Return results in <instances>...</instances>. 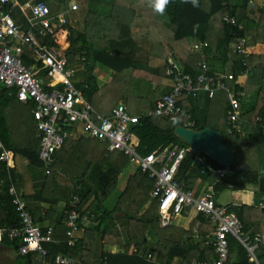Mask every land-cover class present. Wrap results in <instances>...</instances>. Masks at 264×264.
<instances>
[{
    "label": "trees",
    "instance_id": "1",
    "mask_svg": "<svg viewBox=\"0 0 264 264\" xmlns=\"http://www.w3.org/2000/svg\"><path fill=\"white\" fill-rule=\"evenodd\" d=\"M37 1H43L48 4L51 14H57L62 9V5L52 0ZM251 1H230V7L236 17L237 25H228L222 20L223 10L220 0H167V3L163 5L162 12L156 11L153 7L157 0H141L142 8L148 9L159 21L166 20L177 26L174 33H170L164 27L160 28L165 37L163 51L165 55L153 58L149 56L148 58V63L156 68L157 73L155 76L163 77L166 75V53L171 51L182 64L184 71L192 77L198 75L201 69L200 64L205 62L211 74L216 73L218 67H221L220 70L222 72L233 71L235 79L228 82V85L234 86L237 90L252 89L251 85L257 87L254 103L249 107L242 108L244 125L241 132L230 131L227 125L226 112L228 104L225 91H222L223 94L220 99H222L223 105L219 108L216 101L217 95H215L217 92L213 96H209L206 93L208 98L206 104L210 109L204 112H201L199 105H196V94H184L179 99V102L190 110L192 118L195 120V129L212 127L219 130L224 144L232 151L236 147L254 144L264 145V63L257 64L260 58L259 55L249 53L246 64H243V55L236 52V38L238 36L249 37L251 45L264 44V12L258 5L252 4ZM90 19L89 12H86L80 18L83 31L77 35L74 34V28L68 23L65 26L69 31L70 47L67 51L69 62L78 61L77 59L82 56L86 59L85 69L83 70L86 76L83 82L78 84V87L91 100L98 91L96 78L91 74V71L98 62L119 72H125L128 68H131L133 61L130 58L112 53L109 43L97 39L94 23ZM239 25L242 26L241 29L238 27ZM131 30L129 24L116 27L112 38L115 39L117 35L132 37ZM205 41L208 42L207 47L193 49L194 44ZM94 42H100L101 44L96 45ZM50 43L54 44L53 41H50ZM100 47L103 48V51L96 52V49ZM92 53H95L93 67L90 66V55ZM248 67L252 72L248 74L246 81H242V73ZM84 85H87V87H84ZM213 103H215L214 105L217 108H211ZM26 111L29 116L27 119H23ZM133 114L140 115V119L133 128L130 144L139 153L144 155L153 150H162L170 144H178L186 148L185 159L176 174V178L184 182L186 189H189L188 181L192 178V173L197 172L204 178L209 179L215 200L223 190L227 188L243 190L249 183L258 185L256 192L258 195L255 196L256 202H259L264 197V176L259 171L246 169L236 157L228 166L219 164L203 151L196 153L187 142L177 136L174 130L176 126L182 124V118L146 116L140 112ZM201 116L204 119L202 121L200 120ZM215 117L218 118L217 120L222 119L223 124H212L208 120L216 119ZM257 117H261L262 120L257 122ZM10 121H12V124ZM24 123L27 125L24 131L26 134H23L22 130ZM251 129H253V132L250 134L248 132ZM0 139L12 152V157L15 154H20L31 165L44 168L45 181L40 194L41 196L42 194L49 196L52 199L47 197H42V199L46 200V202L47 200L57 201L58 197L64 200L63 214L52 225L54 228V242L44 244L48 249L46 258L51 261V264H54L53 258L58 253L80 256L81 262L74 264H95L98 261L96 254L98 237L100 235L103 236V246L105 247L107 235L113 233L118 224L126 230L125 241L119 238V250L107 251L104 248L101 257L102 264H170L177 256L186 263L192 257L198 260L213 258V247L206 244L203 238H199L198 241L189 240L186 243L181 241L183 234H192L195 224L188 230L172 225L166 227L161 225L158 198L150 194L154 187V181L146 173L138 169L134 177L129 179L125 189L119 196L117 204L112 208L102 205L103 200L115 186L116 178L128 164V158L123 153L109 151L106 143L93 139L90 147L94 149L93 153H96L97 158L89 161L86 171L82 170V172L78 171L76 173L79 182L70 191L60 187V183L54 185V183L48 181V176L53 174L54 169L59 164V160L61 164L67 163L77 164L79 167L82 166L85 160L84 150L89 148V146L82 139L67 140L61 150L56 153V160L50 168V173H46L45 167L38 156L39 138L31 116V105L22 103L13 94L9 95L7 89L1 84ZM199 155L205 156L206 161L204 163L196 159ZM62 166L66 168L65 173L67 176L72 173L68 166ZM221 168H227L228 172L225 176L217 178L214 170ZM187 169H189L188 174L185 173ZM17 175L14 164L7 168L5 164L0 163V228L5 231L20 226L18 213L8 193L10 181L8 176L11 177L18 189ZM51 192L54 195H51ZM74 195H78L81 198L80 208L82 212L88 215L93 214L96 221H92L95 223L87 226L84 230V235L76 242L75 246L70 247L67 245L65 220ZM236 207L238 208V206L230 205V210L234 211ZM27 208L31 212L28 204ZM236 215L242 221L245 233L252 236L257 233L261 235L262 243L256 250L255 255L259 264H264L263 222L245 220L240 212H237ZM197 217L196 222H201L198 227L200 237L205 232L214 231L211 220L201 214H198ZM133 222L135 224H132ZM147 230L153 231L157 241H150L146 235ZM92 241H95V259L90 262L83 256V250L88 248L89 243ZM0 243L16 252V260L19 264H32L34 254H20L18 251L19 241L9 239L7 232L4 233ZM229 245L230 252L226 264H256L255 260L248 256L247 251L237 239L230 236ZM194 250L197 251L194 252ZM149 254L151 255L150 259L148 258Z\"/></svg>",
    "mask_w": 264,
    "mask_h": 264
},
{
    "label": "built area",
    "instance_id": "2",
    "mask_svg": "<svg viewBox=\"0 0 264 264\" xmlns=\"http://www.w3.org/2000/svg\"><path fill=\"white\" fill-rule=\"evenodd\" d=\"M230 1L220 0L222 20L228 25H237ZM16 8H19L25 17L24 23L15 19L13 12ZM70 9L77 10V4H72ZM67 23L64 12L51 14L49 5L43 1L31 2L26 13L19 0H0V84L7 89L9 95L13 94L22 103L31 105V116L39 138L38 156L46 168V173H50L56 153L67 140L73 137L97 139L106 143L109 151L123 153L129 163L154 181L151 195L158 198L160 223L163 227L171 225L173 218L186 208L194 209L213 222V234L205 235V243L213 247V258L194 259L184 264H226L230 252V236L237 239L248 256L259 264L255 253L262 243L261 235L257 233L252 236L245 233L240 218L230 210V205L220 204L214 199L213 190L195 194L184 187L183 181L176 178L185 159L186 148L170 144L162 150H153L143 155L130 144L133 128L140 115L133 114L124 103L116 104L106 114L96 110L83 90L78 87L83 78L79 83L74 80L80 76L79 70L85 68L86 59L84 56L77 59L79 65L69 62V31L65 26ZM238 27L242 28L241 25ZM236 41V52L243 55V64H246L250 55L248 40L244 36H238ZM61 44H65V47ZM207 46L206 41L198 42L194 44L193 49H203ZM200 68L198 75L192 77L184 71L182 64L169 57L165 74L171 81V90L156 99L154 106L143 115L180 117L181 126L195 129V120L190 110L179 102L180 97L200 92L213 96L217 91H225L228 104L227 125L230 131L241 132L244 125L241 100L245 93L228 85V82L235 79L233 71L211 74L205 62L200 64ZM250 70L249 67L246 68L242 75L248 76ZM261 120V117L256 118L257 122ZM0 163L5 164L7 168L13 165L12 152L1 139ZM227 172V168L214 170L217 178L225 176ZM8 179V193L18 213L20 226L7 231L0 228V242L7 232L9 239L19 241L20 254L33 253L38 255L39 264H51L46 258L48 249L44 244L54 242L53 226L38 225L27 208L23 194L10 176ZM80 202L78 195L72 197L65 220L67 245L70 247L75 246L80 239L81 223L94 216L83 213ZM199 225L200 222L192 229L195 237H199ZM148 258H151L150 254ZM78 262V257L70 254L58 253L53 258L54 264Z\"/></svg>",
    "mask_w": 264,
    "mask_h": 264
},
{
    "label": "crops",
    "instance_id": "3",
    "mask_svg": "<svg viewBox=\"0 0 264 264\" xmlns=\"http://www.w3.org/2000/svg\"><path fill=\"white\" fill-rule=\"evenodd\" d=\"M22 8L26 13L29 11V6L31 2L37 1V0H19ZM53 2H56L58 4H62L59 0H52ZM70 4H67L65 0L64 4H62V9L59 13H65L66 17L68 19V24L75 29H78V24L80 23V18L86 14V12H89L90 14V20L94 23L95 26V36L98 37L99 40L103 39V42H107L111 45V52L120 56H124L127 58L132 59L133 63L131 68H128L125 72H130V77H132L133 80H135L136 92L128 93L126 90H124L123 87V80L122 77L126 74H124V71H117L111 67H108V71L101 76V79L94 73V69L91 71V74L95 76V80L98 84V91L94 94L93 98L90 100L96 110L102 114H106L110 111V109L115 106L118 103H124L127 105L128 109L132 113L140 112L141 114L145 113L148 109H151L153 104L155 103L156 99L161 97L163 94L168 93L171 90V81L170 79L165 75L163 77H157L155 74L157 73L156 68L148 63V58L153 57H161L165 55L164 51V35L162 34V31H160V28L164 27L167 29L170 33H174L177 29V26L174 24L169 23L166 20L159 21L153 14L150 13L148 9H143L141 0H70ZM252 4L258 5L264 12V0H252ZM72 4H77L78 9L77 10H71L70 7ZM15 19L18 22L24 23L25 17L22 15V12L19 8H16L13 12ZM56 15V14H55ZM20 17V21H19ZM126 24H129L131 27L132 37H122V36H116L115 39L113 37L114 29L119 26H126ZM81 27L83 29V26L81 24ZM79 31L82 32L79 28ZM98 35V36H97ZM62 38V37H61ZM60 39V38H59ZM248 40V49L251 54L259 55V61L257 64H263L264 63V44L259 43L256 45L250 44V39L247 37ZM70 42V41H69ZM101 48V47H100ZM98 49V48H97ZM103 49V48H101ZM103 51V50H102ZM171 57L176 62H179L173 53L170 51L166 53V60ZM99 64H102L98 62ZM97 65V64H96ZM221 67L217 68L216 73L222 72ZM252 72V71H250ZM82 77V76H81ZM84 80V77H82ZM247 76L241 77L242 81L247 80ZM100 79V80H99ZM104 79V80H102ZM102 83L104 85H107V91L105 93H102ZM252 90V89H250ZM159 91V92H158ZM245 92V91H244ZM254 92L257 94V87L254 89ZM222 91H217L215 95H217V106L218 108L223 105L222 99L220 97L222 96ZM142 96L146 97V102L141 103L140 98ZM113 97H116V100L112 102ZM207 94L204 92H200L196 94V105H199V109L201 112H204L205 110L209 111L210 107L207 106ZM246 102L242 98L241 100V109L249 107L251 104H245ZM254 103V102H253ZM213 103V106L211 105V108L216 107ZM201 121L202 119L201 116ZM212 124H223L222 119H208ZM82 139L83 142H85L88 146H90L93 142V139L85 138V137H73L69 139L71 140H78ZM259 154L262 156L260 157V166L257 171L264 176V148L259 151ZM13 158V164H14V157ZM201 163H204L206 161V158L204 155H199L197 158ZM129 164V162H128ZM242 164V163H241ZM15 165V164H14ZM135 167V166H134ZM16 171H17V184H18V190L20 193L23 194V197L26 201V204H28L31 213H33V217L35 221L40 225L41 227H45L48 225H53L54 222H56L62 214L56 213V215L48 210L49 205L47 202H45L42 199L41 196V190L43 188V184L45 181V175L44 173L36 176L29 177V180H25L26 178H23L20 176L19 171L15 165ZM27 172L29 171V168H27ZM137 170V168L135 167ZM46 172V168H45ZM186 174L189 173V169L186 170ZM24 182V184H22ZM188 187L190 190L194 191L195 194H204L209 193L212 191V186L209 182V179L204 178L197 172L192 173V178L188 181ZM23 187L28 189V192H25L23 190ZM228 189V188H227ZM225 189V190H227ZM232 189V188H231ZM223 190L220 192L217 196V202L220 204H226V205H233L238 206L236 207V210L233 212L236 214L237 212L242 213V216L245 220L248 221H258L263 222L264 224V197L260 199L259 202L255 201V196L258 195L256 192L258 190V185L255 183H249L245 186L243 190H231V201L230 202H222L219 200V197L221 194L225 191ZM230 190V189H228ZM151 194V193H150ZM59 209L62 210L61 205L59 204ZM240 207H242L240 209ZM197 215L198 213L191 208H186L184 211L176 215L172 220V226L182 228L184 230H188L191 228L194 224H198L200 221H197ZM241 216V217H242ZM196 222V223H194ZM201 223V222H200ZM194 225V226H195ZM89 226L88 222H82L81 223V229L79 232L80 238L84 235L85 228ZM193 226V227H194ZM212 235L213 232H205V234L202 237H195L192 234L187 233L183 234L181 236L182 242H187L189 240H197L204 239L205 235ZM191 241V242H193ZM1 244V243H0ZM9 248L6 245L1 244L0 247V264H19L16 260V252L15 256L12 260L8 262H4L6 259L7 251L9 252ZM13 250V249H12ZM104 250V247H103ZM197 250H194L196 252ZM33 261L32 264H38L40 262V259L38 255H33ZM79 262H81L80 256H77ZM4 259V260H3ZM196 259L195 257H192L190 260H187L188 262L191 260ZM78 262V263H79ZM184 260L180 257H175L170 264H184Z\"/></svg>",
    "mask_w": 264,
    "mask_h": 264
},
{
    "label": "rangeland",
    "instance_id": "4",
    "mask_svg": "<svg viewBox=\"0 0 264 264\" xmlns=\"http://www.w3.org/2000/svg\"><path fill=\"white\" fill-rule=\"evenodd\" d=\"M62 4H64V2H62L63 0H59ZM65 2L67 4H70L71 1L65 0ZM61 4V5H62ZM78 27L82 29L81 24H78ZM78 29H75V35H77L80 31ZM60 41H61V36L59 37ZM69 39V38H68ZM98 39V38H97ZM103 41V39H102ZM100 41V42H102ZM95 43L96 45H100L101 43ZM62 43V42H61ZM68 43L69 40H68ZM62 47H65V44H61ZM69 49V48H68ZM78 61L73 62V64L75 65H79V63H77ZM85 69V68H84ZM83 69V70H84ZM83 70H79V75L82 77L86 76L85 71ZM108 71V68L106 66H104L103 64H99L97 63L95 69H94V73H96V75L101 79V76H103L102 74L106 73ZM124 75L122 77L123 80V89L126 90L128 93H133L135 94L136 92V87L137 85H135V80L132 79V77H130V72H124ZM99 79V80H100ZM104 80V79H102ZM107 85H104L102 83V88L101 91L102 93H105L107 91ZM252 86V90H250L249 88L247 90H245V94L243 96L244 101L246 102L245 104H252L255 99H256V92H254V89L256 88L255 85H251ZM159 92V91H158ZM146 97L142 96V98H140V102H146ZM116 100V97H113L112 102H114ZM28 114L27 111L24 112V116L23 119H27L28 118ZM216 119H218L217 117H215ZM11 119V118H10ZM10 123L12 124V121H10ZM26 124L24 123V127H22L23 129V134L24 131L26 130ZM253 129H251L248 133H252ZM15 139V137H14ZM88 146V145H87ZM264 148V145H260V144H254V145H248V146H242V147H236L233 149V152L236 156V159L241 162L246 169L248 170H256L259 168L261 161L259 160L260 157L262 156L261 154H259V151L261 149ZM85 160L84 163L82 164V166L79 167V165L77 166V164H67V163H63L61 164L60 160H59V164L58 166H56V169H54V172L52 175L48 176L47 180L51 181L52 183L55 184H59L60 187H62L63 189H66L68 191H70L72 189V187L79 182V179L77 177V172L80 171L82 172V170L86 171L87 170V165L89 163V161L93 160V158H97L96 153L94 152V149H92V147L89 146V148H85ZM95 155V156H93ZM14 164L16 165L20 176H22L23 178H27L25 180H29V177L32 176H36V175H40L42 173H44V168L43 167H38L35 165H31L22 155L20 154H15L14 156ZM56 165V164H55ZM62 165H66L68 166L69 169L72 170V173H69V175H66V168ZM27 168H29V171L27 172ZM137 170L135 169V167L133 166V164L129 163L127 164L124 169L121 171L120 175L116 178V183L115 186L111 189L110 194L103 200L102 205H104L105 207L108 208H112L117 204V201L119 199V196L121 195V193L123 192V190L125 189L129 179H131L132 177H134V175L136 174ZM134 180V179H133ZM22 184H24V182H22ZM230 189V190H228ZM227 190H225L221 196L219 197V200L226 203V202H230L231 201V188H228ZM23 190L25 192H28V189H26L25 187H23ZM51 195H54L51 192ZM42 197H47L48 199H52L49 196H44L42 194ZM61 197V196H60ZM80 197V196H79ZM44 200V199H43ZM46 202V200H44ZM60 201V202H59ZM47 204L49 205L48 210L52 211L55 215L56 213H60L63 214V207L65 205L64 200L58 197L57 201L56 200H52L49 201L47 200ZM61 205V209H59ZM133 209V208H132ZM97 214V213H96ZM122 215V213H121ZM94 217L91 218L88 222L89 226L93 225L95 222L92 221H96ZM132 224H135V222H133ZM126 230L120 226L119 224L115 227L113 233H111L110 235H107V240H106V245H105V250L107 251H115V250H119V238L122 239V241H125L124 239L126 238L125 236ZM121 234V235H119ZM146 235L147 237L150 239V241H157L156 236L154 235L152 230H147L146 231ZM89 247L84 249L83 251V256L85 257V259L87 261H94V252H95V241H92L89 243L88 245ZM1 247V244H0ZM15 256V251L12 249H9V252L7 251L6 254V259L4 260V262H8L10 260H12ZM1 260V258H0Z\"/></svg>",
    "mask_w": 264,
    "mask_h": 264
},
{
    "label": "water",
    "instance_id": "5",
    "mask_svg": "<svg viewBox=\"0 0 264 264\" xmlns=\"http://www.w3.org/2000/svg\"><path fill=\"white\" fill-rule=\"evenodd\" d=\"M41 41H43V39H41ZM102 50L103 49L98 48L96 52H101ZM94 63L95 53H92L90 55V66L93 67ZM81 79L82 77L78 76L74 80L79 83ZM174 132L187 142L196 153L203 151L219 164L228 166L236 157L234 152L224 144L221 132L215 128L204 127L202 129H193L178 125L175 127ZM103 247V236L100 235L98 237L96 250L98 261H96L95 264H102L101 257L103 254Z\"/></svg>",
    "mask_w": 264,
    "mask_h": 264
},
{
    "label": "clouds",
    "instance_id": "6",
    "mask_svg": "<svg viewBox=\"0 0 264 264\" xmlns=\"http://www.w3.org/2000/svg\"><path fill=\"white\" fill-rule=\"evenodd\" d=\"M167 3V0H162V3H161V0H157V2L153 5L154 9L156 11H160L162 12L163 11V5ZM160 5L159 7L157 5Z\"/></svg>",
    "mask_w": 264,
    "mask_h": 264
},
{
    "label": "snow or ice",
    "instance_id": "7",
    "mask_svg": "<svg viewBox=\"0 0 264 264\" xmlns=\"http://www.w3.org/2000/svg\"><path fill=\"white\" fill-rule=\"evenodd\" d=\"M161 3H162V0H161ZM157 6L159 7L160 5L158 4Z\"/></svg>",
    "mask_w": 264,
    "mask_h": 264
}]
</instances>
